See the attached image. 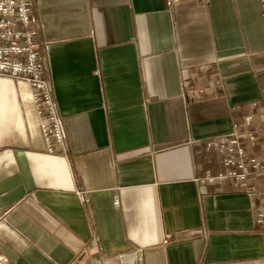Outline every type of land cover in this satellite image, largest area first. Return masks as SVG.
Returning a JSON list of instances; mask_svg holds the SVG:
<instances>
[{"label":"crops","instance_id":"crops-1","mask_svg":"<svg viewBox=\"0 0 264 264\" xmlns=\"http://www.w3.org/2000/svg\"><path fill=\"white\" fill-rule=\"evenodd\" d=\"M31 1L66 144L47 153L29 87L0 76V255L264 264L256 199L197 181L225 171L205 144L235 131L264 158L258 0Z\"/></svg>","mask_w":264,"mask_h":264},{"label":"built area","instance_id":"built-area-1","mask_svg":"<svg viewBox=\"0 0 264 264\" xmlns=\"http://www.w3.org/2000/svg\"><path fill=\"white\" fill-rule=\"evenodd\" d=\"M264 23V0H258ZM31 0H0V76L20 80L29 87L35 109L40 121V128L46 143L48 154L65 152V134L62 117L57 110L51 84L45 77L42 58V44L38 38L37 23L32 15ZM257 104H254V107ZM252 117L247 118L251 125ZM254 134L239 133L209 141L205 151L215 149L221 158L225 171L215 175L206 172L197 179L207 185H233L256 199L254 204L255 222L264 231V192L250 188L248 181L252 175H264V158L250 155L244 148V141H249L253 151L258 150ZM202 153L201 150L197 153ZM82 196V193H78ZM116 203L118 200L116 199ZM171 236H165V242ZM0 264H11L7 257L0 255Z\"/></svg>","mask_w":264,"mask_h":264}]
</instances>
